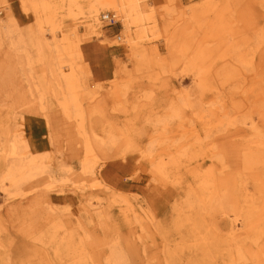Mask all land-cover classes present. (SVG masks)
<instances>
[{"label": "rangeland", "instance_id": "374dc122", "mask_svg": "<svg viewBox=\"0 0 264 264\" xmlns=\"http://www.w3.org/2000/svg\"><path fill=\"white\" fill-rule=\"evenodd\" d=\"M21 1L0 0V61L19 40L18 28L24 30L28 44L33 34L38 36L42 32L43 39L49 43H64L65 37L82 53V61L77 59L76 64L90 71L84 75V86L79 91L85 111L100 103L109 119L113 117L124 128L127 121L144 124L150 111L153 118L159 117L165 112L169 97H174L179 107H185V120L180 127L179 118L174 117L175 133L166 138L165 144L171 145L170 150L178 161V168L166 174L168 178L154 174L150 161L157 163L158 158L151 157L147 151H128L125 158L113 157L104 165L98 160L102 166L96 174L101 187L95 190L97 195H89L87 199V195L74 190L82 184L78 181L90 176L82 173L84 153L75 142L80 135L76 128L69 131L56 112L62 98H56L52 94L54 88L50 91L39 81L43 75L51 77L49 68L36 60L35 48L23 44L18 51L20 56H14L10 64L16 66L12 75L24 98L17 100L0 92V145L6 146V141L16 138L20 141L18 151L26 149L28 154L44 155L43 163L40 160L39 164L65 181L57 189L46 190V185H41L31 190L49 176L45 173L14 185L0 153V218L4 221L0 227V264H10V259L24 250L23 242L25 249H29L25 241L30 236L38 238L41 227L28 228L32 221L22 216L32 209L35 198L36 215L49 219L42 227L46 231L45 264H264V230L258 234L259 227L253 229L257 216L248 218L247 206H241L236 198L224 197V208L239 210L229 214L230 223L215 221V226H207L198 221L202 199L198 198L201 191L197 187L207 177L196 176L195 180L190 175L193 171L190 168L197 163L208 174L211 161L225 162L233 167L226 170L230 194H239L241 189L234 188L241 181L247 183L245 189L251 196L258 193L256 184H264V160L253 164L258 153L253 148L252 152L244 150L251 133L254 137L257 133L264 142V0H224L225 3L214 8L222 16L221 28L217 27L216 14L212 12L195 16L200 24L189 26L194 12L201 14L206 0H147L145 16L153 31L140 46L148 50L150 64L139 71L131 51L124 45L125 30L120 21L114 25L104 22L107 26L101 37L87 34L83 10H75L73 15L65 11L55 18L53 25L43 23L41 27L34 11L25 12ZM45 1L59 3L60 7L68 0ZM41 20L44 22V18ZM169 22L176 23L171 30L166 27ZM7 26L18 30L9 35ZM119 35L121 41L117 40ZM246 40L250 45L244 44ZM207 52L215 62L223 57L242 60L227 65L234 72L227 74L229 82L225 84H221L215 71H208L204 91L201 72L193 67L206 63L203 55ZM192 59L195 61L190 65ZM48 80L50 84L51 78ZM131 82H136L133 87L139 88L138 91L129 89ZM87 85H92L90 90ZM44 90L48 94L41 110L37 105L38 92ZM150 91L153 103L146 98ZM33 93L35 97H31ZM29 100L32 101L26 105ZM122 100L127 103L121 104ZM219 105H225L230 114L222 118V123L212 122L205 111ZM89 121L91 118L87 124ZM92 121L94 130L100 133V118ZM253 126L257 127L254 131ZM85 127L90 133L89 127ZM192 130L198 136L196 144L204 146V152L201 149L191 152V146L174 152L186 140H192ZM145 131L148 130L143 126V135H147ZM26 150L21 152L22 156H26ZM84 181L89 182V178ZM210 210L214 214L220 206L212 203ZM58 218L61 222L58 236H64L65 243L55 245L52 235L57 233L51 234L49 228ZM217 218L221 220L220 216ZM263 224L261 221L260 228ZM232 226L234 232L229 229ZM215 227L220 233H216ZM204 236L207 238L202 242ZM34 243L40 247L37 241ZM57 247L61 248V257L55 253Z\"/></svg>", "mask_w": 264, "mask_h": 264}, {"label": "bare ground", "instance_id": "6f19581e", "mask_svg": "<svg viewBox=\"0 0 264 264\" xmlns=\"http://www.w3.org/2000/svg\"><path fill=\"white\" fill-rule=\"evenodd\" d=\"M146 1L147 0H68L66 5L63 4L58 7L59 3L58 5H55L56 3H51L45 0H22L21 4L25 12H27L28 9H32L34 11L37 20L40 21L41 27L43 23L53 25L55 18L65 11L68 12V15H73L75 10H80L81 12L83 10V14L85 15L84 20H86L85 30L87 34H89L90 36L96 35L99 37L104 35L106 31L105 27L107 26L102 21L103 15L113 14V17L116 18L118 22L120 21L122 23V27L125 30L124 45L131 51L132 59L134 60V62H136V70L139 71L150 64L148 60V58H150L148 50L140 46V44L143 42L142 40L150 37V33L153 31V27H150L148 19L145 16ZM225 2L226 1L224 0H206L204 3V7L202 6L203 9L200 10L201 14L199 12H194V18H191L189 26H191L193 23H195L196 25L200 24V20L196 19L198 15H204L205 13L209 14L210 12H212L216 14V16H214L217 22V27L221 28L222 16L220 17L217 15L219 14V12H217L216 9L218 8L219 4H223ZM215 7L217 8L214 9ZM42 18H44V22H42ZM74 25L76 26V24ZM175 26L176 23L173 22H169L166 25V27L170 30ZM18 29L19 31L17 34H19V40L16 44H14V47H10L9 53L3 57L5 59L0 61V92L15 96L17 100H22L20 99V97L24 98L23 93L19 91L17 85L15 84V76L12 75V73H15L16 71V66L11 65L10 62L14 58V56H20V54H18V51L19 49H21V46L23 44H25V47L32 46L33 48H35L37 52L35 57L36 60L45 63L49 68V72L51 73V77L43 75L39 80L40 83L43 85V87L49 88L50 91H52V89L54 88L52 94L56 98H62L61 101H58V111L56 110V112L60 113L61 117L63 118V122L69 131L76 128L77 135H80L79 140L75 139V142L77 143V145H81L84 153L83 158L81 159L82 173L84 175L87 174L90 176L84 177L82 181L77 180L78 184L82 182V184L79 185H77V181H73V184L77 185L76 187H74V190H76L77 192L80 191L84 195H87V199L89 195H97L98 192H95V190H99L101 187L99 176L96 174L98 168L106 164L113 157L125 158L128 155V151H147L149 155H151V157L153 156V158H158L159 161L157 163H153V161H150L151 165L154 166L153 171L156 176L158 174L161 177L163 176L168 178V176L166 175L168 171L170 174L172 170L178 168V161H176V159L174 158L173 151L170 150L171 145L165 144L167 141L166 138H168L169 136H173L175 133L174 117L179 118L180 127L183 126L182 121L185 120V107H179L174 97H169L168 103L166 105V110L164 113H160L159 111V117L157 116L156 118H153V112L150 111L145 116L144 124H138V122L130 123L129 121H127V123L124 124V128H120L117 121L113 120V117L109 119V115H107L106 110L99 102V104H96L90 111H85L83 109V105L79 101V91L84 86V75H87V73H90V71L88 70V68H86V66L85 68H81L76 64L77 59H79L80 61H82L83 59L82 53H80V50H78V46L76 44L65 39V37L63 39L64 43H49L43 39V32L38 36H34L33 34L32 40L30 44H28L26 42V39H24L23 37L24 30L22 28ZM18 29L14 28V30H10L9 26L6 27L9 35L16 32ZM260 34H263V32H260ZM117 40L121 41L122 38H117ZM244 44L250 45L249 40H246ZM203 56L207 59L206 63L199 66L194 65L193 70H195L197 67L199 68L201 72L199 76L201 77V85L204 91L207 90V86L204 84V81L206 80L208 71H215V75L216 77H218V80L221 82V84H225L229 82L226 79L227 74L234 72V70H229L227 68V65L230 62H233L234 64V61L242 60L236 58L228 59L226 57H223L215 62V59L211 60L212 55L209 52L204 53ZM63 57L68 58V60L65 62L64 60L62 61ZM194 61L195 59H192L190 62L192 64L190 65H193ZM48 78H51L52 80L50 84L47 83V81H49ZM134 84H132L131 82L130 85H128L129 89L133 88L134 91H138L139 88L133 87ZM139 84L142 85V82H139ZM210 86L213 87L212 84H210ZM91 87L92 85H87V90H90ZM35 90H37V87L35 88ZM47 94L48 92L46 90L38 92V98L40 102L35 103L42 107L40 108L41 110L44 109L43 101L46 98ZM151 94V91L147 93L149 97L146 98L150 99L153 103L154 98L150 97ZM31 97H35L34 93L31 94ZM31 101L32 100L26 101V105H29ZM126 103L127 102H124L123 100L121 101V104ZM153 107L156 106L153 105ZM229 114L230 112L225 105H219L216 107L212 106L207 108V110L205 111V115L212 117L211 121H216V123H222V118L229 116ZM50 115L52 116L53 114L50 113ZM95 117H99L101 120L102 131L100 130V133H97L98 131L96 132L94 130V126L92 124V118ZM90 118L91 121H89L87 124V121L88 119L90 120ZM96 123L99 124V122ZM85 126L89 127L90 133L87 131ZM143 126H146L148 130L144 132L147 133V135H143V133L141 132ZM151 127H153L154 130ZM256 129L257 127L253 126L251 130L254 131ZM249 132L251 131L249 130ZM162 134L164 135V137L162 136ZM190 135L192 136V140H186L182 145H180V148H177L174 152H178L179 149L185 148L187 146H191V152L197 151V149H201V152H204V146H198L196 144L198 140L196 131L194 132V130H192ZM231 137L233 138V135H231ZM162 138H164L165 140L163 141ZM258 138L259 136L257 135V133H255V137L254 134L252 135L251 133L244 148L245 152H252L253 150V152L256 151L258 153L259 156L256 158V161H253V164L261 163L262 160H264V157L262 158V155L264 153V142H262ZM16 141L17 140L15 138L12 141H6L8 143L6 144V146L0 145V153L2 154V158L7 162L6 166L8 165L7 175L11 178L12 182L15 181L14 185L15 183L19 185L18 183H21L22 181L25 182L34 176L45 173H49V176L42 180L41 183L36 184L31 190H36V188L41 185H46V190L57 189L59 187L58 184L61 183V181H65L63 179H57L55 171H53L52 173L49 168L45 170L44 167L39 164L40 160L41 164L43 163L44 159L41 157H43L44 155H35V153L28 154V151L26 149H21V151H18V147L20 149V141ZM143 141H146L144 145ZM23 150H26L24 151V154L26 156H22L21 152ZM210 151L211 150H209V152ZM149 155H146V157ZM204 155L206 154L204 153ZM213 157L214 156L211 155L210 158L212 159ZM98 160L102 162V165H98L100 163L98 162ZM220 160L223 161L222 157H220ZM9 163L11 165H9ZM211 163L212 165H210L209 169L207 170L208 174H206V171L203 170V167L201 169V165L199 163L190 168V170H193L190 172V175L192 176L191 178L196 180V176L205 178L206 175L207 177L203 180L201 179V185L197 187L201 191V195L199 194L198 198L201 197L202 199L200 213L198 214V221H202L207 226H210V224L212 226H215V221L221 223H230L228 220L230 216L229 214L234 212L237 213L236 211L239 210L237 208H235V210L224 208L223 199L224 197L230 198L232 200L236 198L241 206L245 205L249 208L248 218L257 216V221L253 226V229L259 227L258 229H256V233L261 234L264 230V227L261 226L260 228L261 221L264 222V188L261 189V187H264V184L255 185L257 187V192L262 193L263 195L254 193V196H251L253 194H250L248 189H245V185L247 183L244 181L236 184L235 188L232 186V189L234 188V190L241 189L239 191V194H237V192L235 194H230L227 185L228 174L226 175V170H228L229 168L233 169V167L225 162L214 164L211 161ZM218 169L219 173L217 174ZM86 178H89V182L84 181ZM17 190H19V187H17ZM24 194H26V192ZM252 199L256 200L257 203H253ZM36 201L37 199L35 198L32 202V209L27 212H23L22 216L24 218L28 217L30 218V221H32L28 228H32L33 226L35 229H40L41 227V232L37 236L38 238H35V236H30L28 238V241H25V246L29 249H25L24 242L21 244V247L25 251L22 250L18 255H14L13 258L10 259V264H37L39 263V261L41 262V264H45L44 258L46 256V248L44 247L45 243L43 240L46 238V231H43L44 229H42V227L43 222H48L49 219L43 217L41 218L40 215H36ZM212 203L220 206V210L216 211L214 214L210 210ZM56 214H58V212H56ZM219 216L221 217V220L217 218ZM236 216L242 217V215L240 214H236ZM153 220L154 219H152V221ZM55 221L58 222H51L49 230L51 234L53 231L57 233L52 235V243L55 245H60L61 243H65V237L62 236L60 238L58 236V232L60 230L59 228L61 227L60 218L55 219ZM3 224L4 221L0 218V227ZM229 229L234 232L233 226ZM215 230L216 233H220L219 228L215 227ZM206 238L207 237L204 236L202 242H204ZM33 240L37 241L40 244V247L34 246L35 243ZM55 253L58 257H61V248L57 247Z\"/></svg>", "mask_w": 264, "mask_h": 264}, {"label": "built area", "instance_id": "2783aa9c", "mask_svg": "<svg viewBox=\"0 0 264 264\" xmlns=\"http://www.w3.org/2000/svg\"><path fill=\"white\" fill-rule=\"evenodd\" d=\"M113 16V14L103 15L102 21L107 22L108 25H114L118 22V20H116V18H114ZM118 38L121 39L120 35L118 36Z\"/></svg>", "mask_w": 264, "mask_h": 264}]
</instances>
